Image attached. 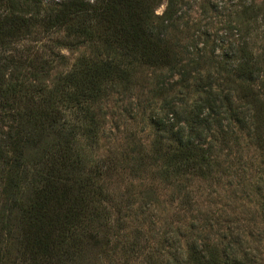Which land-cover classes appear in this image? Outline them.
<instances>
[{
    "label": "trees",
    "instance_id": "1",
    "mask_svg": "<svg viewBox=\"0 0 264 264\" xmlns=\"http://www.w3.org/2000/svg\"><path fill=\"white\" fill-rule=\"evenodd\" d=\"M186 5L0 0V264H101L119 254L139 264H257L233 248L238 238L190 237L183 247L166 234L151 247L141 231L128 236L119 206L135 202L115 204L109 189L119 161L86 152L101 147L103 106L151 86L161 101L149 117L157 138L132 142L123 160L133 171L208 181L224 172L223 151L240 134L264 150V51L241 30L209 50L183 44ZM235 6L252 11L264 39V6ZM65 49L88 54L68 68ZM147 107L136 105L141 115Z\"/></svg>",
    "mask_w": 264,
    "mask_h": 264
},
{
    "label": "rangeland",
    "instance_id": "2",
    "mask_svg": "<svg viewBox=\"0 0 264 264\" xmlns=\"http://www.w3.org/2000/svg\"><path fill=\"white\" fill-rule=\"evenodd\" d=\"M238 1L185 0L187 5L182 13L181 26L183 44H195L201 49L205 42L209 50L216 40L225 38V33L241 30L250 47L262 53L264 39L259 24L254 21L252 11L241 15L244 10L235 6ZM240 1L245 5L255 1L264 6V0ZM165 9L166 3H163L157 8V14L162 15ZM220 52L216 53L219 55ZM62 53L66 56L68 68L80 56L88 54L84 49H65ZM66 70L60 69L62 72ZM152 88L135 91L130 98L114 95L100 113L101 118L106 116L107 123L100 149L85 146L93 161L110 154L119 161L109 189L117 198L115 204L121 201L125 204L129 200L135 202L131 208L119 206L123 208L124 218L129 217L126 219L127 235L132 236L135 230L141 231L144 243L148 241L151 247L161 246L157 242L166 234L175 245L183 247L190 237L209 236L212 242L223 244L232 237L238 238L233 248L256 255L257 264H264V150L245 134H240L237 141L224 149L221 161L225 162V170L208 181L195 177L165 179L156 172L157 169H149V173L135 172L132 164L123 160L131 154L132 142L148 146L157 138V130L149 117L160 111L161 101L150 95ZM138 104L148 106L146 114L139 113ZM146 192H151V197L145 198L143 194ZM145 202H150L151 207L142 214L140 207ZM170 250L173 249L166 248V251ZM110 258L104 256L100 263L139 264L131 257H121V254Z\"/></svg>",
    "mask_w": 264,
    "mask_h": 264
}]
</instances>
